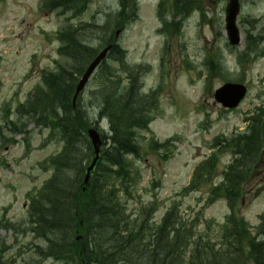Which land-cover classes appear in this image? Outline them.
Segmentation results:
<instances>
[{
  "label": "rangeland",
  "instance_id": "374dc122",
  "mask_svg": "<svg viewBox=\"0 0 264 264\" xmlns=\"http://www.w3.org/2000/svg\"><path fill=\"white\" fill-rule=\"evenodd\" d=\"M39 1L0 0V251L5 247V261L22 264L24 260H41L34 253V245H44L35 240L28 208L31 198L53 175L50 158L62 148L64 150L65 140L56 130L51 136L50 128L29 122L28 115L19 120L16 109L42 84L43 72L55 71L57 61L67 63L57 52L60 45L57 31L66 23L67 26L88 23L86 41L98 49L114 34L117 26L126 21L118 39V44L127 51L126 63L146 66L145 92L161 85L159 108L150 124L151 129L137 131L142 155L128 157L133 171L140 176L136 192L129 200V210L136 211L139 200H156L159 209L154 220L157 223L174 204L185 219L201 212L204 217L198 231L207 234L209 229L210 240L220 243L222 239L218 233L229 213L225 200L219 197L211 207L203 210L211 184L186 193L183 189L190 183L195 166L211 151L220 153L213 182L222 179L232 154L225 151L227 148L222 142L213 146L212 140L243 132L247 127L245 117L261 102L260 96L264 93V0H241L238 23L245 38L234 52L228 45L225 27L227 0H199L200 3L196 2L200 6L175 14L171 8L174 0H167V8L165 6L163 11L168 21L184 16L181 33L173 36L160 32L162 22L157 12L161 0H135L138 8L135 14H132L129 6L132 0H129L124 7L128 14L121 18L118 17L123 7L120 0H93L83 15H75L73 11L58 15L40 8ZM248 36H251L250 42ZM248 48L252 50L244 53ZM240 53H243L240 57L243 67L237 57ZM107 62L113 69L120 67L112 58ZM102 68L79 96L77 109L85 124L90 127L98 121L101 132L109 136L108 121L99 120L98 116L99 89L105 77L101 76ZM225 81L248 85L246 98L234 110L224 109L213 97L214 91ZM13 121L18 128L16 133L11 131ZM153 138L171 142L165 148L154 150L149 148ZM79 147L78 153L83 150L86 153L82 143ZM86 163L87 160L83 162L84 169ZM257 173V179H264V167L260 166ZM71 174L76 178L77 167H73ZM80 174L83 177L84 173ZM261 192L258 197L255 191L248 193L253 198L247 200L241 210L252 226L249 230L253 237L258 232L255 227L259 218L264 214V190ZM221 246L219 244L218 248ZM243 251L247 252L248 248L244 246ZM41 264L62 263L48 258ZM242 264H252V261L243 258Z\"/></svg>",
  "mask_w": 264,
  "mask_h": 264
},
{
  "label": "trees",
  "instance_id": "16d2710c",
  "mask_svg": "<svg viewBox=\"0 0 264 264\" xmlns=\"http://www.w3.org/2000/svg\"><path fill=\"white\" fill-rule=\"evenodd\" d=\"M196 1L199 2L174 0L172 13H187L193 6H200ZM91 2L45 0L43 6L51 11L59 10V13L71 10L74 14H81ZM167 2L160 3L161 32L178 35L182 21L176 22V18L167 20L163 11ZM82 30V24L77 27L69 25L59 32L62 44L58 52L67 63H59L55 72H46L42 77L43 86L19 107L20 116L28 115L29 122L35 121L50 128L51 136L56 130L65 140L64 150L50 158L53 175L31 198L29 221L35 240L44 245H34V253L41 259L35 260L34 264L48 258L62 264H242L243 258L252 264H264V215L256 237H253L249 223L239 213L242 201L246 202L248 198L244 187L251 184L255 168L258 165L264 167V101L246 117L245 132L218 139L217 142L227 148L225 151L234 156L224 172V180L218 184L213 182L219 160V154L215 153L197 167L186 188L191 191L211 184L208 205L219 197L226 199L231 213L218 233L222 241L210 240L209 229L207 234L198 231L201 212L186 220L177 204L171 205L157 223L154 220L159 208L156 200L147 203L139 200L136 211L129 210V200L136 192L140 176L139 172L133 171L128 155L140 156L137 131L148 129L155 119L159 94L156 91L142 93L147 68L127 65L126 53L119 46L113 49L112 58L118 62L120 71L105 64L101 73L105 77L99 89L98 116L108 120L110 135L103 134L106 148H103L97 165L99 171L96 169L93 173L86 191L82 189L80 173H84L83 162L91 160L93 149L86 134L89 125L85 124L77 106H73L72 96L76 76L83 72L85 64L97 52L86 42L89 36L85 31L80 37ZM106 42H114V38L111 36ZM70 63L74 65L70 67ZM79 143L85 146L86 153L84 150L78 153ZM167 144L153 141L149 148L157 150ZM73 167H77V179L71 177ZM79 234L83 235L82 240L76 239ZM219 244L221 248L216 249ZM244 246L248 248L247 252L243 251ZM4 254L5 247H2L0 264H11L5 261Z\"/></svg>",
  "mask_w": 264,
  "mask_h": 264
},
{
  "label": "water",
  "instance_id": "95a60500",
  "mask_svg": "<svg viewBox=\"0 0 264 264\" xmlns=\"http://www.w3.org/2000/svg\"><path fill=\"white\" fill-rule=\"evenodd\" d=\"M240 11V1L239 0H229L228 6H227V19H226V27L228 30V35L230 39V43L232 45H237L241 42V33L237 27L236 20L238 13ZM120 30L117 31V34H119ZM112 45H108L105 47L102 51H100L94 59L91 61V63L88 65L87 69L85 70L82 78L77 84L76 92L74 95V103L77 100L78 95L80 92L84 89L86 83L88 82L91 74L94 72V70L98 67V65L106 58L110 48ZM247 88L244 84L240 83H226L221 88H219L215 92V99L217 102L221 103L225 107H235L239 104V102L244 98L246 95ZM89 137L91 138L95 156L91 162V164L87 167V174L85 177V183H88L91 171L94 169L95 165L97 164L99 158H100V152H101V145L102 140L100 137V134L95 129L89 130Z\"/></svg>",
  "mask_w": 264,
  "mask_h": 264
},
{
  "label": "bare ground",
  "instance_id": "6f19581e",
  "mask_svg": "<svg viewBox=\"0 0 264 264\" xmlns=\"http://www.w3.org/2000/svg\"><path fill=\"white\" fill-rule=\"evenodd\" d=\"M83 239V235L80 236V239L79 240H82Z\"/></svg>",
  "mask_w": 264,
  "mask_h": 264
}]
</instances>
